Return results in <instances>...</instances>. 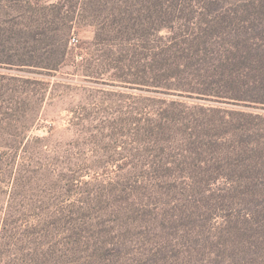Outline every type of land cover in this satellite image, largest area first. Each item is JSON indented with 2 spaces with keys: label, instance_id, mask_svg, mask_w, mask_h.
Wrapping results in <instances>:
<instances>
[{
  "label": "trees",
  "instance_id": "1",
  "mask_svg": "<svg viewBox=\"0 0 264 264\" xmlns=\"http://www.w3.org/2000/svg\"><path fill=\"white\" fill-rule=\"evenodd\" d=\"M83 24L93 28L87 62L104 67L110 83L162 87L166 94L205 102L170 99L153 121H137L139 144L142 134L149 137L159 157L146 159L154 172L150 183L131 184L120 177L128 173H121L118 187L108 193L90 189L76 204L81 208L71 207L113 212L114 205L96 197L118 192L115 212L124 226L140 227L146 218L153 230H175L161 249L175 240L177 264H264V0H0V153L13 158L29 138V119L46 89L32 74L58 71L67 61L73 28ZM169 144L180 147L178 155L195 156L188 172L179 169L182 178L197 185L196 167L206 168L205 177L217 176L205 181L223 178L224 186L210 196L201 187L194 204H181L178 213L176 207L163 208L166 221L140 203L165 193L180 196V188L189 185L165 171ZM62 176L75 183L73 176ZM57 177L52 174L53 181ZM220 210L224 223L216 226ZM127 254L102 245L89 261L105 264L115 258L116 264H128L129 258L120 259ZM138 254L144 262L150 258ZM10 256L0 251L2 263Z\"/></svg>",
  "mask_w": 264,
  "mask_h": 264
},
{
  "label": "rangeland",
  "instance_id": "2",
  "mask_svg": "<svg viewBox=\"0 0 264 264\" xmlns=\"http://www.w3.org/2000/svg\"><path fill=\"white\" fill-rule=\"evenodd\" d=\"M70 37L77 41L68 43L67 61L58 71L49 75L32 74L44 81L46 89L42 104L29 119V138L13 158L0 153V251L11 255L13 264H96L89 261L90 256L106 245L122 254L128 253L120 258L123 261L129 258L128 264H177L180 247L175 240H171V247L161 249L168 233L175 232L173 228L164 232L161 227L153 230L146 218L140 227L124 226L115 212L120 193L112 196L103 193L118 187L121 173H128L120 177L128 178L131 184L136 180L150 183L154 176L147 161H157L159 157L149 137L142 134L139 144L137 121L139 124L153 121L170 99L187 103L205 101L166 94L162 87L137 88L130 83L127 86L110 83L107 79L110 73L104 67L96 68L95 63L87 62L93 49L92 26L74 27ZM224 142L221 140L220 144ZM164 148L163 157L169 161L165 171L176 175L179 184L189 182V185L180 188L183 193L180 196L167 197L165 193L151 201L143 198L140 207L155 208L167 221L170 218L163 214V208L171 212L170 207H176L178 213L183 204H194V193L201 187L205 189L204 196H210L218 193L224 184L223 178L206 182L217 175L205 177L206 168L200 167H196L197 172L192 169L199 181L197 185L187 176L182 178L179 169L188 172L194 166L195 156L178 155V145ZM52 174H57L59 180L53 181ZM63 174L73 176L75 183L65 181ZM129 187L130 182L126 188L130 195ZM97 188L103 193H98L96 200L114 205L113 212H104L100 206L88 210L71 207L78 206L84 192ZM223 216L220 210L213 223L221 226ZM76 236L83 238L81 242H73ZM138 252L145 253L149 260L144 262ZM4 263L0 259V264ZM116 263L115 258L105 262Z\"/></svg>",
  "mask_w": 264,
  "mask_h": 264
},
{
  "label": "built area",
  "instance_id": "3",
  "mask_svg": "<svg viewBox=\"0 0 264 264\" xmlns=\"http://www.w3.org/2000/svg\"><path fill=\"white\" fill-rule=\"evenodd\" d=\"M77 41V39L75 38V37H72L71 39H70V43H75Z\"/></svg>",
  "mask_w": 264,
  "mask_h": 264
}]
</instances>
